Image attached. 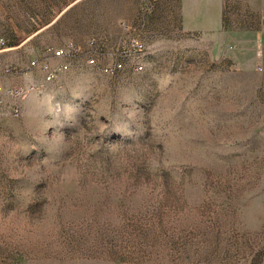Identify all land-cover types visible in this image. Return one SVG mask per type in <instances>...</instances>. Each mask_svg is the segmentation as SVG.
Segmentation results:
<instances>
[{"label": "rangeland", "instance_id": "1", "mask_svg": "<svg viewBox=\"0 0 264 264\" xmlns=\"http://www.w3.org/2000/svg\"><path fill=\"white\" fill-rule=\"evenodd\" d=\"M48 1L0 0L6 47L50 19ZM100 7L108 29L86 6L75 28L6 50L17 73L2 84L25 93L0 105V216L47 208L54 236L0 235V264H264V14L225 0L202 33L178 0ZM70 36L53 81L27 67Z\"/></svg>", "mask_w": 264, "mask_h": 264}, {"label": "crops", "instance_id": "2", "mask_svg": "<svg viewBox=\"0 0 264 264\" xmlns=\"http://www.w3.org/2000/svg\"><path fill=\"white\" fill-rule=\"evenodd\" d=\"M112 0H58L48 1L50 6L49 12L50 19L41 25L38 29L30 33L22 41H19L18 45L14 47H6V49L0 53V59L5 62L8 59V51L15 49L30 36H32L27 42L33 40L37 35L43 33L45 30L55 27L58 23L64 22L65 28H75L79 22V17L75 15L82 11L83 7L90 6L89 13H93L90 16L89 21L93 22L94 28L108 29L110 26L111 18L107 15L103 17V13L108 11L98 9V5L103 2H111ZM159 1V0H151ZM225 0H178L179 11L181 14V26L185 30L198 31L202 33H209L211 31H217L221 28L223 5ZM55 5V6H54ZM240 12H251L255 14H264V0H239ZM26 42V43H27ZM73 42V36L67 39V43ZM66 43V44H67ZM75 44V43H74Z\"/></svg>", "mask_w": 264, "mask_h": 264}, {"label": "built area", "instance_id": "3", "mask_svg": "<svg viewBox=\"0 0 264 264\" xmlns=\"http://www.w3.org/2000/svg\"><path fill=\"white\" fill-rule=\"evenodd\" d=\"M95 40L91 39V44H95ZM6 40L3 35H0V53L6 49ZM77 51V47L74 43L69 42L64 46L53 47L47 46L40 55L30 59L28 63V68L32 70H37L43 74L44 80L53 81L60 73L66 71L69 67L68 62L66 61H57L53 60L64 59L71 56L74 52ZM97 55H92L87 63L90 65L97 66L101 71L106 73H112L115 70L122 68V62H111L106 64L105 62H98L96 59ZM138 69V68H137ZM17 73L15 69L10 68L2 63L0 59V105L3 104L5 97H11L13 99L21 98L25 91L22 88L8 87L5 88L2 84V78ZM13 113H17V109L13 107Z\"/></svg>", "mask_w": 264, "mask_h": 264}, {"label": "clouds", "instance_id": "4", "mask_svg": "<svg viewBox=\"0 0 264 264\" xmlns=\"http://www.w3.org/2000/svg\"><path fill=\"white\" fill-rule=\"evenodd\" d=\"M134 199H150V194L139 192ZM14 233L18 238H28L33 242H42L54 236V222L46 208L40 218L26 215L17 216L10 212L7 217L0 216V235Z\"/></svg>", "mask_w": 264, "mask_h": 264}, {"label": "water", "instance_id": "5", "mask_svg": "<svg viewBox=\"0 0 264 264\" xmlns=\"http://www.w3.org/2000/svg\"><path fill=\"white\" fill-rule=\"evenodd\" d=\"M32 36H30L27 40H25L22 44H20L18 47L22 46L23 44H25Z\"/></svg>", "mask_w": 264, "mask_h": 264}, {"label": "bare ground", "instance_id": "6", "mask_svg": "<svg viewBox=\"0 0 264 264\" xmlns=\"http://www.w3.org/2000/svg\"><path fill=\"white\" fill-rule=\"evenodd\" d=\"M137 68H140V67H137ZM46 81H51V80H46ZM12 111H13V109H12Z\"/></svg>", "mask_w": 264, "mask_h": 264}]
</instances>
